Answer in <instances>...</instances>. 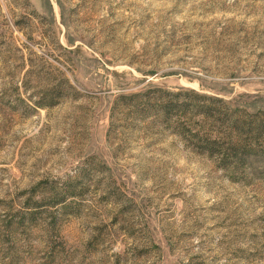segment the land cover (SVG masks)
Wrapping results in <instances>:
<instances>
[{"label":"rangeland","instance_id":"obj_1","mask_svg":"<svg viewBox=\"0 0 264 264\" xmlns=\"http://www.w3.org/2000/svg\"><path fill=\"white\" fill-rule=\"evenodd\" d=\"M158 88L264 117V0H0V264H264V141L227 170Z\"/></svg>","mask_w":264,"mask_h":264},{"label":"trees","instance_id":"obj_2","mask_svg":"<svg viewBox=\"0 0 264 264\" xmlns=\"http://www.w3.org/2000/svg\"><path fill=\"white\" fill-rule=\"evenodd\" d=\"M152 93L122 98L143 104L150 112L155 110L168 124L176 123L182 137L221 167L230 170L254 164L250 157L259 152L254 145L264 141V117L243 114L241 109L231 108L229 101L195 90L158 88ZM192 124H197L196 129Z\"/></svg>","mask_w":264,"mask_h":264}]
</instances>
